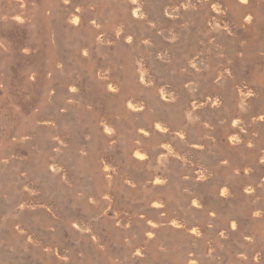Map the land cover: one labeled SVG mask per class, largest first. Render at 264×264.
Here are the masks:
<instances>
[{"label":"rangeland","instance_id":"rangeland-1","mask_svg":"<svg viewBox=\"0 0 264 264\" xmlns=\"http://www.w3.org/2000/svg\"><path fill=\"white\" fill-rule=\"evenodd\" d=\"M175 5L0 0V264H264V50Z\"/></svg>","mask_w":264,"mask_h":264},{"label":"bare ground","instance_id":"bare-ground-1","mask_svg":"<svg viewBox=\"0 0 264 264\" xmlns=\"http://www.w3.org/2000/svg\"><path fill=\"white\" fill-rule=\"evenodd\" d=\"M186 1L187 0H176L175 10L177 12H180L182 10H185V8L187 7L189 8L195 6L196 10H203L204 12H207L209 8L210 14L214 16L217 14V11L220 12L222 8H227V10L231 13L234 22L244 27L243 38H246L247 34L250 35L248 38H251V42H249L248 45H245L242 48L243 61H245V56L247 54H253L257 53L258 51L264 50V0H189L191 4H187ZM133 14L137 17L140 16L135 11H133ZM201 16H203L202 21L208 18L205 13L201 14ZM72 30L73 29L69 31L75 32V30ZM121 51H124L123 47ZM262 61L264 62V54L262 55ZM257 66H259V64L256 65L257 77L259 80H262L264 79V77L261 75L260 68H258ZM125 72V74L129 76L127 71ZM156 127L160 129L159 124L156 125ZM134 155L135 158L141 157V154L138 152H135Z\"/></svg>","mask_w":264,"mask_h":264},{"label":"snow or ice","instance_id":"snow-or-ice-1","mask_svg":"<svg viewBox=\"0 0 264 264\" xmlns=\"http://www.w3.org/2000/svg\"><path fill=\"white\" fill-rule=\"evenodd\" d=\"M234 227H235V225H234Z\"/></svg>","mask_w":264,"mask_h":264}]
</instances>
